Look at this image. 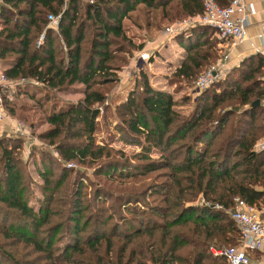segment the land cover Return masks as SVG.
<instances>
[{"label": "trees", "instance_id": "1", "mask_svg": "<svg viewBox=\"0 0 264 264\" xmlns=\"http://www.w3.org/2000/svg\"><path fill=\"white\" fill-rule=\"evenodd\" d=\"M1 1L0 60L13 61L3 72L13 81L42 84L41 98L52 100L45 116L51 127L39 137L48 140L63 161L105 167L100 174L115 181V189L136 187L110 195L114 204L92 208L85 216L88 206L81 205L79 191L74 198L55 199L50 169H39L43 196L33 209L24 197L30 181L19 157L21 137L0 133V259L7 264H227L210 248H221L224 240L230 243L224 246L236 244L237 228L228 213L233 199L256 208L264 203V150L253 148L264 134V114L260 104L250 107L253 100L264 99V59H243L216 83L217 91L204 89L193 98L187 113L176 106L189 98L174 100L169 92L148 84L139 70L112 110L120 142L139 151L131 163L126 157L111 159L104 150L109 147L93 139L98 114L94 104L103 101V93L94 87L120 67L110 61L121 62L118 54L133 47L124 18L138 5L146 15L159 10L166 19L199 14L200 0ZM215 1L221 6L229 2ZM48 14L59 16L55 28L48 25ZM207 29L212 28L191 29L204 38L201 42L188 37L183 44L179 39L187 53L175 75L192 79L215 58L216 40L205 37ZM75 84L84 85L82 97L56 109L49 92ZM19 93V88L2 92L10 115L23 109L13 100ZM33 151L43 167L57 161L50 151ZM152 152L156 160L149 156ZM149 172H156L161 181L141 185L140 178ZM55 200L60 202L56 209ZM8 219L16 225L7 224ZM56 242L59 245L53 246ZM18 244L39 255L22 261L8 250Z\"/></svg>", "mask_w": 264, "mask_h": 264}, {"label": "rangeland", "instance_id": "2", "mask_svg": "<svg viewBox=\"0 0 264 264\" xmlns=\"http://www.w3.org/2000/svg\"><path fill=\"white\" fill-rule=\"evenodd\" d=\"M157 11L159 16H157L156 19L152 18L151 20H149V25L145 24L144 16H142V13L135 12L131 14L130 18L126 17L127 19H125L122 23L125 29V34L130 37L133 47L130 48V52L118 54L122 57L121 62L116 60L110 61L112 65H119L120 67L118 68V70H111V73H113L112 78H108V81L105 82H99L98 86L94 87L98 89L100 93H103V101L100 104H94V107H97L98 109V114L96 117V129L93 134V139L96 145H104L106 147H109L108 149L104 150H107L111 154V159L119 158L121 160H124V158L126 157L131 163L132 161H134L132 160V158H134L135 156L134 154L139 151V147L137 146L120 142L119 137H121L122 134L116 132L113 124L114 117L112 112L113 107L118 102L119 98L124 97L127 88L132 85L133 80L135 76H137L139 70L143 71L146 74L148 84H150L153 88L169 92L174 100L180 101L184 96H186V98H189V101H187V103H183L182 106H176V108L183 113H187L190 110V108L192 107L191 105H193V98L200 94V92H202L204 89L213 90L215 87V90L217 91L219 88L218 86H216V83L224 80L228 71L231 70V67H229V65H226L225 59H223L224 54L221 51H216L215 58L208 61V63L203 66L196 73V75L192 77V79L184 80L175 75L174 71L176 68H174V66L167 61H171L174 58H179V55H177L175 51L177 45L180 43V41L178 40L184 34L183 32L171 36L172 40L175 39L178 44H175L174 47L170 46V50L164 54L161 53V57L160 55H155L156 53H158V51H160L161 46L158 45V47L156 48L155 45L148 44V47L143 48L142 45L145 44L146 40L141 39V41L140 39L132 38L133 35H140L141 38L142 35H145L149 39L152 38L151 40H154L158 37V35H166L165 29L174 26L176 22L182 21L188 16L186 15L174 19H166L160 16L161 14L159 10ZM205 37L215 39L213 30L207 29ZM203 39L198 41L201 42ZM181 44L178 46L181 47ZM137 45H140V47L135 49V46ZM142 48L146 49L147 52H149V54L145 52L147 57L142 55L144 54V50ZM150 58L152 59L149 61ZM216 63L220 64V72L218 76L206 88L202 90H196L194 81L197 76L206 67ZM238 65L239 64H237L236 66ZM76 85L77 84L73 85L74 87H78V89H76L75 91L65 90L57 93L50 91L49 93L52 97H54V99H56V104L60 107H63L66 104L75 102L82 97L83 94L80 89L83 90L84 85ZM222 86L223 85H219V87ZM35 99V96L34 98H30L29 95L23 94L14 97L13 100L15 101L16 105L23 107V109L16 110L14 115H10L8 108L6 106H3L6 118L3 120V122L0 123L1 135L8 137L9 134H12L10 130L12 125L17 121L21 122V128L19 132V137H21L19 157L24 165V171L27 172L30 181L28 184L29 194H25L24 197H26L31 208L36 209L38 205L37 201H40L43 196L41 190H39V186L42 183V179L37 174V171L39 169H50V179L55 184V187H57L55 199L59 198V200H67V198H74L76 191H79L78 193L81 205L85 208H87L86 206H88V209L83 210V215L88 213V211H91L92 208L106 207L110 203L114 204V199L111 198L110 195L112 196L120 192L129 193L132 192V190L134 191V188L136 187H134V185L131 187L127 186L121 189V191L118 188L115 189V184L117 183L115 181L107 179V177L100 174V171L105 167H98V165L95 163H92L90 164V166L86 167L76 163L75 161L66 162L61 160L59 157L57 158L56 152L53 150V145L49 143L48 140H44L39 137V135L43 131H46L50 126L46 124L45 116L47 113H49V111L52 110V100L47 101V103L45 104L43 100L41 102H36ZM39 105H41L42 108H39ZM232 121L233 117L231 122ZM224 129H226V127H224ZM35 149H41L45 152L50 151L49 154L56 157L57 161L51 163V167L49 168L43 167L42 164H40L41 160L39 154H36L33 151ZM115 150L119 151L123 155L120 156L119 153L116 154ZM149 156L153 160H156L158 157L154 152H152ZM110 158L108 157L106 159ZM64 168L69 169L64 170ZM140 180L142 181L141 185H146L148 183H154L155 181L159 182L161 181V178L156 175V172H149L142 178H140ZM119 183L121 184V182ZM54 203L56 205H53L55 209L60 207V202L55 200ZM262 204L257 206V208L262 209ZM56 220L58 219L53 218V221ZM12 221H14L13 225H16L15 220L11 219H8L6 223L10 224L12 223ZM60 238H63V236H61ZM57 244L59 245V243L56 242L53 246ZM227 244L230 243L224 240L221 244L222 248L226 247L224 245ZM214 246L216 247L217 244H214L213 247ZM59 247L60 246H58L56 252L60 249ZM8 250L16 253V255L20 257L22 261H29L39 255L32 249H29L22 244L10 246ZM0 264L7 263L0 259Z\"/></svg>", "mask_w": 264, "mask_h": 264}, {"label": "built area", "instance_id": "3", "mask_svg": "<svg viewBox=\"0 0 264 264\" xmlns=\"http://www.w3.org/2000/svg\"><path fill=\"white\" fill-rule=\"evenodd\" d=\"M91 2V0H85ZM201 13L189 15L186 19L178 21L174 26L165 29V34L173 36L184 32L189 28L206 26L213 29L218 39L228 41L230 46L240 43L246 35L245 28L248 18L255 14L254 7L245 0H229L225 6L219 5L215 0H200ZM59 16L47 15L48 25L56 27ZM42 35H39L37 43L40 42ZM147 57L146 53L142 54ZM226 59V55H223ZM219 63L206 67L195 79L196 90H202L215 80L218 76ZM26 80L19 78L16 81L9 79L0 70V123L6 118L3 110V90L11 89ZM32 83H37L31 80ZM264 114V99L259 102ZM264 126V119L262 121ZM21 122L17 121L11 127V133L19 135ZM253 148L264 150V134L256 140ZM232 209L228 212L237 228L236 244L224 248H210L213 255H221L227 264H253L249 253L261 249L264 244V220L259 217V211L254 205L239 198H234ZM220 208L219 206H215Z\"/></svg>", "mask_w": 264, "mask_h": 264}, {"label": "crops", "instance_id": "4", "mask_svg": "<svg viewBox=\"0 0 264 264\" xmlns=\"http://www.w3.org/2000/svg\"><path fill=\"white\" fill-rule=\"evenodd\" d=\"M245 1L250 3L255 9V14L248 18L246 28H245V32H246L245 38L240 43H238L234 46H230L228 41L218 39L214 34L215 40H216L214 47H215L216 51H221L223 54L226 55V59H225L226 65H229V67H231V68H233V66H236L237 64L242 62L243 59L250 57V56H253V55H259L264 59V0H245ZM0 4L3 5L1 0H0ZM143 9H144V7L142 5H138L134 10H132L128 14V17L130 18L131 14H133L135 12L142 13V16H144L145 24L149 25V20H151L152 18L156 19V17L159 16L157 14L158 11H150L146 15L144 13ZM125 19H127V18H124V20ZM191 29L192 28L187 29L185 32H183L184 34L182 35V37H180L183 44H184V39H186V38L188 39V37H190V39L192 37H194V39L196 41L202 39L201 38L202 36L199 35L198 31L191 30ZM191 31L194 32V36L192 35ZM170 37L171 36H168V35H164V36L158 35V37L156 39L151 40L152 38L149 39L145 35H142V38L140 35H133L132 38L140 39V40L141 39L146 40L145 44L142 45L143 48L148 47L147 46L148 44H150V45L153 44L156 46V48L158 47V45L161 46L160 51L157 50L158 53L155 54L156 56L160 55V57H161V53L164 54V53L168 52L171 48L170 46L174 47L175 44H178L175 39L172 40V37L171 38ZM197 37H198V39H197ZM199 37H200V39H199ZM180 44L181 43H179L178 45H180ZM178 45L176 47L175 52L177 53V55H179V58H177V59L174 58L172 60L168 59L171 61H167L168 63H171V65H173L174 68L179 67V65L181 64L182 60L184 59V57L187 53L186 50L184 49V47L182 46V44H181L182 48ZM143 50H144L143 51L144 53L146 52L147 54H149V52H147L146 49H143ZM152 58H153V56H152ZM152 58H150L149 61ZM12 64H13V61L11 59L10 60L9 59L0 60V70L3 71L4 69L9 68ZM261 79L264 81V71L261 75ZM25 80L26 81L24 83L18 84L15 87H13L11 89H7V90L13 92V90L15 88H19L20 89L19 95H22V94L23 95H29L30 98H34V96H35L36 102H41L43 100V102L46 104L47 100H44V98L39 99V98L43 97V93H44V88H43L42 84L32 83V81L29 79H25ZM79 85L81 86L82 84H77L76 86H79ZM76 89H78V87L71 86L67 90L68 91L69 90L75 91ZM80 91L82 92V89H80ZM56 106L58 107L57 104H56ZM57 107H56V109H57ZM261 208L262 209L258 208L259 209L258 210L259 211V217L262 220H264V203L262 204ZM249 256H250V259H251L253 264H264V244L262 245L261 249L250 252Z\"/></svg>", "mask_w": 264, "mask_h": 264}, {"label": "water", "instance_id": "5", "mask_svg": "<svg viewBox=\"0 0 264 264\" xmlns=\"http://www.w3.org/2000/svg\"><path fill=\"white\" fill-rule=\"evenodd\" d=\"M259 105V100L258 99H255L253 100L251 103H250V107L253 108L255 106Z\"/></svg>", "mask_w": 264, "mask_h": 264}]
</instances>
